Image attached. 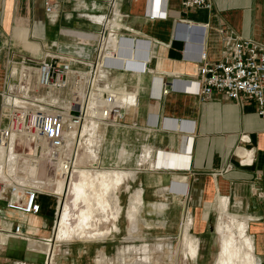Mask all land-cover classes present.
Masks as SVG:
<instances>
[{
    "label": "crops",
    "instance_id": "crops-1",
    "mask_svg": "<svg viewBox=\"0 0 264 264\" xmlns=\"http://www.w3.org/2000/svg\"><path fill=\"white\" fill-rule=\"evenodd\" d=\"M209 1V8H184L181 0H0V124L5 122L4 98L19 82L21 61L35 66L47 54L65 55L76 59L73 66L87 73V64L97 56L103 30L100 20L109 16V50L118 52L119 37L124 35L132 41L150 40L145 71L115 70L105 79L123 95L135 93L138 103L119 125L101 128L98 166L135 173V179L128 178L124 184L126 232L132 196L141 189L140 232L154 226L162 241L169 233L180 236L181 246L188 224L198 240L199 261L211 234H218L219 256L218 225L223 218L245 220V234L252 240L259 264H264V118L252 102L241 105L217 92L201 101L189 82L197 75L199 62L192 58L199 48L207 60L217 61L228 41L238 36L264 44V0ZM47 2L54 6L52 15L46 11ZM166 88L167 94L161 93ZM150 115L158 116L157 126L148 125ZM242 135L250 141L244 143ZM239 147L253 151L252 164L240 162ZM147 162L149 168L139 167ZM44 196L38 198V215L24 216L0 204L3 230L20 225L34 233L29 242L0 234V264H43L46 251L36 250L42 242L37 240L52 237L55 219L43 212ZM48 197L53 199L50 208L55 216L57 200ZM111 219L113 224L118 221ZM117 224L121 226L120 220ZM116 234L101 242L99 250L107 253L108 247L116 248ZM182 249L183 255L179 253L187 257ZM89 251L91 247L83 246L79 254Z\"/></svg>",
    "mask_w": 264,
    "mask_h": 264
},
{
    "label": "built area",
    "instance_id": "built-area-1",
    "mask_svg": "<svg viewBox=\"0 0 264 264\" xmlns=\"http://www.w3.org/2000/svg\"><path fill=\"white\" fill-rule=\"evenodd\" d=\"M181 3L184 8L211 6L209 0H181ZM46 11L53 14L54 6L49 2L46 3ZM100 23L103 30L97 44L96 60L87 64V73L73 66L77 63L76 59L65 55L47 54L35 66L21 61L19 82L13 92L6 94L2 105L1 115L5 122L0 124V145L10 147L14 144L18 152L29 155L30 162L40 172L44 171L51 177L58 168L59 176L67 186L76 169L81 141L79 137H74V147L68 150V133L81 126L88 100L94 101L91 117L101 126L108 129L119 125L130 110L137 108V97L135 93L123 95L115 91L105 79L115 70L143 72L149 60L150 40L138 38L132 41L124 35L119 37L118 52H114L113 48L108 49L111 18L103 16ZM100 59L106 60V63L101 66V72L97 73ZM192 59L199 62V67L196 77L189 82L194 86L192 91L201 101L208 100L217 92L241 105L252 102L256 112L264 118V44L238 36L228 41L219 60H207L201 48ZM125 60L127 62L124 66L122 62ZM167 92V88L161 91L164 94ZM147 120L150 126L158 124L156 115H150ZM241 139L244 143L250 141L247 135H242ZM240 150L244 153H238ZM238 151L242 164L253 163L254 154L251 149L239 147ZM39 195L53 196L57 200L54 231L63 195L40 187L30 188L19 182L7 185L0 180V204L21 215L40 214ZM257 195L262 197L263 193L258 192ZM1 222L0 217V234L5 233L28 242L34 239V233L20 225L10 231L3 230ZM42 240L45 243L51 242V238ZM52 258L48 249L44 264H51Z\"/></svg>",
    "mask_w": 264,
    "mask_h": 264
},
{
    "label": "bare ground",
    "instance_id": "bare-ground-1",
    "mask_svg": "<svg viewBox=\"0 0 264 264\" xmlns=\"http://www.w3.org/2000/svg\"><path fill=\"white\" fill-rule=\"evenodd\" d=\"M126 60L122 63L124 66ZM106 63V60L100 59L97 73L101 72V66ZM94 101L88 100L84 120L79 129H74L68 133V150L74 147L73 138H80L79 153L76 158V169L72 174L69 185H65L62 177L59 176V169H55V175H46L44 179L39 174L43 172L30 162V157L26 153L17 152L14 144L10 147L0 145V171L3 181L8 184L19 182L27 185L28 187H49L55 186V191L63 195L60 198L58 208L59 218L57 220L58 233L51 238L50 243H45L43 240H37V243L42 241L37 246L36 250L48 251L50 254L55 255V242H71L76 237L85 238L88 230H92L89 237L95 241H104L109 235V231L98 229V225L109 220V216L117 221L122 212L120 198L117 192L120 186L126 179H135V173L132 171H124L121 169H103L99 168L95 151L100 147L102 142L103 130L94 118L91 117V107ZM76 145V144H75ZM83 145L89 153V160L92 169L80 168L81 150ZM238 153H244L241 150ZM20 155L23 156V161H20ZM189 167V161H188ZM176 169H181L176 168ZM23 175L25 177H23ZM11 177V179H10ZM39 177V179H38ZM54 179V182H43L41 180ZM55 180H57L55 182ZM48 191V190H45ZM69 194L72 199L69 200ZM142 190L138 189L132 196L128 216L130 219L129 239L136 240L137 237L133 233L138 230V204H142ZM110 209V214L107 210ZM99 213L100 215H97ZM97 216H100L96 218ZM189 214L186 215V220ZM240 220V219H239ZM236 221L232 217L223 218L218 225V231L221 235V251L217 256L215 264H259L260 260L254 253L252 240L247 237L246 229L247 222ZM74 224V226H72ZM115 231H119L117 225L114 226ZM55 239V241H54ZM198 240L194 238L189 232V225H184L182 235V246L187 250V258L191 261H197V246ZM164 246L159 245V248ZM154 250V249H153ZM151 248L145 245L139 247L128 245L126 248L118 252L117 262H123L124 257L130 255H138L142 261L135 264H153L159 263V258L156 256ZM45 260V253H44ZM123 256V257H122ZM39 257V256H38ZM37 257V258H38ZM54 258V257H53ZM52 258V260H53ZM43 260V264H44ZM52 263V262H51ZM100 264H113L108 261L106 257L99 260ZM50 264V262H48Z\"/></svg>",
    "mask_w": 264,
    "mask_h": 264
},
{
    "label": "rangeland",
    "instance_id": "rangeland-1",
    "mask_svg": "<svg viewBox=\"0 0 264 264\" xmlns=\"http://www.w3.org/2000/svg\"><path fill=\"white\" fill-rule=\"evenodd\" d=\"M103 129V128H102ZM104 140V139H103ZM103 144V143H102ZM101 145L100 147L95 151L96 153V157H97V161L98 163L100 162V154L99 151L101 150ZM89 151V150H88ZM86 147L83 145L82 150H81V158H80V168H85V169H92L91 166V162L89 160V153H88ZM18 152V151H17ZM144 153V148L141 150V152L139 153V155L137 156V161H139V159L142 158V155ZM20 161H23V156L20 155ZM95 166H98L95 165ZM146 167L149 168L148 166V162L146 164L140 165L139 167ZM99 168H103V169H121L124 171H131L125 168H118L115 166H98ZM43 172V171H42ZM41 176V178L44 179L45 174L44 172L42 174H39ZM23 177H25L23 175ZM3 178H0V180H2ZM11 179V177H10ZM39 179V177H38ZM40 180V179H39ZM43 182H54V179H47V180H41ZM57 180H55L56 182ZM128 181V180H127ZM126 181V182H127ZM123 183L118 192L117 195L120 198V204L122 206V212L120 215V218L118 219V221L120 220V224L121 226H119L117 224V222L115 224H113L112 219H111V215L109 216V220L107 222H103L100 225H98V229H103L104 231H109V235L107 236V238L114 232V233H118L116 234V238L118 239L115 243H113L114 245H116V248L113 247H108V252L105 253L103 250H99L100 248L103 247V241H95L93 239H91L89 237V234H92L91 232H93L92 230H88L87 231V235L85 238H79L76 237L74 240H72L71 242H55V255H53V260L51 264H100L99 260L102 259V257H106V259L108 261H112L113 264H135L137 262L142 261V259L140 258V256L138 255H130L127 257H124V261L123 262H117V257H118V252L123 250L124 248H126L128 245L130 246H135V247H139L140 245H145L148 248H151L154 253H156V256L159 258V263L158 264H190L193 261H191L190 258L187 257H183V249H182V237H181V246L179 243V238L180 236H173V234L169 233L166 234L167 237H165L166 240H163V236L160 234V232L158 233L156 228L153 226L151 228V226H149L148 229L145 230V232L141 231L140 232V228L141 225L139 223V227L138 230L135 231L133 233L134 237H137L136 240H130L129 239V231L131 228V225L129 224L128 221V228H127V232H126V223H125V219H124V205L126 202V193H125V185L126 184ZM42 190H48V191H55V186L54 185H50L49 187H43ZM70 198L72 199V196L69 194V200ZM42 203H43V212L47 214V216L51 219L52 217L55 218L51 207V204L53 203V199L51 197L48 196H44L42 198ZM140 212V210H139ZM43 213V214H44ZM107 213L110 214V209L107 210ZM43 214L41 215V218H43ZM97 215H100L99 213H97ZM100 216H97L96 218H98ZM59 218V213L56 219V223H55V229L53 231V234L50 236L51 238H53L54 235H56L58 233V225H57V220ZM55 220V219H54ZM38 225L40 224V222L38 221L37 223ZM117 225L119 227V231H115L114 226ZM72 226H74V224H72ZM127 237V239H126ZM106 238V240H107ZM218 234H211L209 235L208 238H206L204 245L205 248L203 249L202 253L203 256L200 258L199 261H197V263L193 262L192 264H215L216 261V257L218 256V250H219V241H218ZM105 240V241H106ZM55 241V239H54ZM35 244V243H33ZM113 244L111 246H113ZM159 245L164 246L163 248H159ZM83 246L86 247H91V251H89L86 255L81 256L79 254V249H83ZM166 246V247H165ZM181 247V248H180ZM113 248V249H112ZM98 250V251H97ZM182 254H180L179 253ZM67 253V254H66ZM60 254V256H58ZM123 257V256H122ZM44 259V258H43ZM59 259V260H57ZM139 259V260H138ZM189 261V263L186 260ZM153 264H157V262L153 263Z\"/></svg>",
    "mask_w": 264,
    "mask_h": 264
}]
</instances>
